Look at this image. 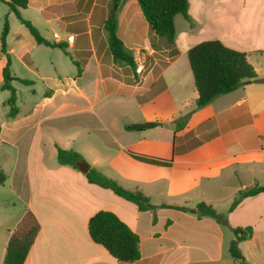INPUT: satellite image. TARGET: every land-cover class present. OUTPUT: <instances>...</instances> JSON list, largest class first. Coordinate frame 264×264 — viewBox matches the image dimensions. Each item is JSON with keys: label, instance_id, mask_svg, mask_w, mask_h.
<instances>
[{"label": "crops", "instance_id": "1", "mask_svg": "<svg viewBox=\"0 0 264 264\" xmlns=\"http://www.w3.org/2000/svg\"><path fill=\"white\" fill-rule=\"evenodd\" d=\"M108 1L28 0L19 10L45 40L66 44L70 56L37 44L0 1V32L4 17L9 24L11 75L32 81L29 86L11 82L16 92V82L25 86L30 97L26 108L16 105V116L6 114L0 123V149L8 157L0 162L5 175L1 187L8 184L23 204L12 226L0 232V264L8 231L26 213L35 217L39 230L23 264H125L90 239L87 223L98 211L114 213L138 235L140 258L130 264H237L228 252L234 239L229 229L210 217L161 206L192 209L204 202L227 211L237 192L248 186L243 177L250 179L249 188L255 182L264 185V83L244 84L195 109V86L190 96L176 94L168 72L181 53L187 57L191 47L218 40L245 53L257 77L264 78V0H188L189 20L174 17V42L187 47L180 53L174 44L169 61L164 40L149 29L137 0H125L117 14V35L133 56L144 51L141 60H148L135 73L107 53L103 25ZM37 51L60 54L74 72L64 83L48 54L55 89L47 95L44 91L40 100L34 99L33 87L45 80L39 71L47 65L42 66ZM74 61L81 67L79 77ZM4 64L0 54L1 82ZM190 78L193 82L192 72ZM175 85L182 90V78ZM48 107L54 111L49 115ZM185 115L187 120L173 124ZM148 122L160 125L125 128ZM56 147L78 153L89 169L124 189L141 192L157 207L155 223L151 211H139L110 190L88 183L78 167L58 164ZM131 154L170 163H147ZM227 216L230 227L252 228L251 238L239 244L247 259L244 243L251 242L253 251L264 244V193L244 198Z\"/></svg>", "mask_w": 264, "mask_h": 264}, {"label": "trees", "instance_id": "2", "mask_svg": "<svg viewBox=\"0 0 264 264\" xmlns=\"http://www.w3.org/2000/svg\"><path fill=\"white\" fill-rule=\"evenodd\" d=\"M5 3L9 10L15 14L18 21L25 26L37 44H42L51 48H58L65 54L67 45L64 43H50L45 40L37 29L27 20L23 19L19 10L25 9L28 0H0ZM125 0H111L112 6H120ZM140 11L149 27L160 39L167 44L173 45L175 26L174 17L182 15L185 20L188 16V0H137ZM103 30L107 38V53L113 62L124 64L135 73L137 65L133 54L126 49L122 40L117 35V13L110 9L103 25ZM9 31L7 17H4L3 26L0 32V54L4 56L5 64L1 69L2 85L1 90H7L10 95L3 103L8 106L7 116L14 118L18 112L16 107V90L11 85L13 80L20 84L29 86L32 81L14 78L11 75V62L6 52V37ZM174 53V52H173ZM175 54V53H174ZM187 60L192 72L194 86L197 97L194 100L195 109L202 108L213 99L230 93L238 87L247 83H264V78H258L254 67L247 60L245 53L225 46L218 40L201 42L187 51ZM76 67V77L80 76L81 67L77 62H73ZM186 118H180L173 124H180ZM159 123L148 122L126 126V130H146L159 126ZM56 159L58 164L67 165L77 169L76 163L83 161L81 155L72 150H63L56 147ZM134 158L147 163H170L160 161L155 158L143 155L131 154ZM88 183L98 185L110 190L116 196L134 204L139 211H151L153 213V223L156 221V206L150 204L148 198L139 191H130L119 186L115 181L107 178L94 168H90L84 173ZM5 181V175L0 171V186ZM264 193V186L254 185L251 188L241 189L234 196L225 214L218 213L211 205L204 202L198 203L190 209L183 206H166L183 212H192L198 218L210 217L220 226L229 229L234 239L230 241L228 252L236 263L244 262L239 249V244L251 238L252 228L230 227L227 215L232 212L238 204L247 197ZM39 225L35 217L26 213L19 224L10 232V237L6 245L3 264H23L30 247L38 233ZM87 230L93 243L100 245L111 257L120 263L130 264L140 258L139 237L114 213L110 211H98L91 216L87 223Z\"/></svg>", "mask_w": 264, "mask_h": 264}, {"label": "rangeland", "instance_id": "3", "mask_svg": "<svg viewBox=\"0 0 264 264\" xmlns=\"http://www.w3.org/2000/svg\"><path fill=\"white\" fill-rule=\"evenodd\" d=\"M108 13L110 11L111 8H113V10L116 11V13L118 14V10H119V6L115 5L112 6L111 4V0L108 1ZM115 7V9H114ZM107 13V15H108ZM180 24V20H177V25L179 27ZM1 26V24H0ZM24 44L30 47V43L25 42ZM174 44L175 47L178 48L179 52H183L184 49L187 47V45L182 42H174L173 45H169L166 43V41H164V47L168 49V61L172 60V54L174 52ZM143 52L141 51L140 54L138 55H134V60L136 62V65L138 66L139 63H147L148 60L146 59L145 62H143L141 60V58L143 57ZM48 54L51 55V58L54 59L56 65H58V70L63 78V82L66 83L68 82V79L71 77V75L74 73L72 68L70 67V65L67 64L65 58L63 56H61L60 54H55L53 55L52 52L48 53V52H43V51H37L35 53L36 57L39 59L40 63L42 64V66L44 64H46V61L48 60ZM154 57H156L157 61H159L161 64H164L165 59L162 58L160 56V54H156L154 55ZM73 58V57H71ZM82 62V60H80ZM177 66L175 68H172L169 72H168V79L170 81L171 84L173 85V90L175 91L176 94L182 95L187 97L190 96V92L192 91V89H194V84L192 82V79L190 78L191 72H190V68L188 67V60L186 55H183V53H181V55L178 57L177 59ZM47 65V64H46ZM18 66V65H17ZM187 67V68H186ZM138 69V67L136 68V70ZM140 69V68H139ZM188 69V74L186 73ZM16 70V68H15ZM17 72H20V70H16ZM40 74L43 75L45 77L44 81H39L33 88L36 91V96H34V99L36 100H40L41 96L43 94V92L45 91V95L49 94L52 92V90L55 89V83L50 79V77L52 76V70L51 67L49 65H47L46 67H40ZM182 78L183 80V86H182V90L175 85L176 81ZM1 80H0V85H1ZM14 86L17 88V92H16V98H18V101L16 102V105L20 106V107H27V102L26 100L30 97V95L27 92V88L25 86H22L20 84H18L17 82L14 84ZM196 90V89H195ZM182 92V93H181ZM10 93L7 90H1L0 89V123L2 122V120L7 119L6 114L8 113L7 111V107L3 104L9 97ZM26 99V100H25ZM128 109V108H127ZM47 115L53 113V109L51 107H48L47 110L45 111ZM190 115V113H189ZM187 115L184 116V118H186ZM183 118V117H182ZM129 121H132L133 119L130 118L128 116ZM125 120V118H124ZM133 122V121H132ZM4 150L0 149V162H5L8 160V157H6L4 155ZM58 163V162H57ZM243 183L248 184L247 187H243L241 189L244 188H249V183H250V179L249 178H244L243 177ZM256 185V182L254 183ZM259 186H264V185H259ZM251 187V186H250ZM221 204V203H220ZM214 208V207H213ZM221 208H225V207H221ZM215 209V208H214ZM23 210V204L19 202V200H16L13 195L11 194V190L9 185H5V186H0V232L1 230L5 229V227L7 226H12V224L14 223V218ZM218 213L220 214H225L226 211H223L224 209H215ZM227 210V209H226ZM228 217V216H227ZM13 230V229H12ZM10 231V230H9ZM251 242H247L243 244V251L247 252V259L245 258V256H243L244 262L243 264H264V244H257V246L255 247V251L254 250V246L251 247ZM252 250V252H251ZM234 264V263H233ZM239 264V263H237ZM242 264V263H240Z\"/></svg>", "mask_w": 264, "mask_h": 264}, {"label": "water", "instance_id": "4", "mask_svg": "<svg viewBox=\"0 0 264 264\" xmlns=\"http://www.w3.org/2000/svg\"><path fill=\"white\" fill-rule=\"evenodd\" d=\"M115 7H116V5H115ZM115 7H114V9H115ZM76 166L78 167L79 171L82 173H86L89 171V166L84 161L76 163Z\"/></svg>", "mask_w": 264, "mask_h": 264}, {"label": "built area", "instance_id": "5", "mask_svg": "<svg viewBox=\"0 0 264 264\" xmlns=\"http://www.w3.org/2000/svg\"><path fill=\"white\" fill-rule=\"evenodd\" d=\"M55 38H57V35H54Z\"/></svg>", "mask_w": 264, "mask_h": 264}]
</instances>
